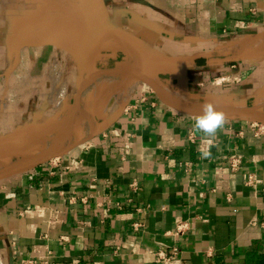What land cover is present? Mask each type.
I'll return each mask as SVG.
<instances>
[{"label": "crops", "instance_id": "0c3cea01", "mask_svg": "<svg viewBox=\"0 0 264 264\" xmlns=\"http://www.w3.org/2000/svg\"><path fill=\"white\" fill-rule=\"evenodd\" d=\"M117 67L192 107L264 114V0H0V170L58 131L82 140L0 178V264H159L162 243L178 264H264L263 118L225 113L207 138L126 72L89 80L75 111L80 81Z\"/></svg>", "mask_w": 264, "mask_h": 264}, {"label": "water", "instance_id": "95a60500", "mask_svg": "<svg viewBox=\"0 0 264 264\" xmlns=\"http://www.w3.org/2000/svg\"><path fill=\"white\" fill-rule=\"evenodd\" d=\"M65 47L79 60H82L78 52H76L71 46L65 45ZM110 72H126L129 74H135L136 76H140L141 78L145 79L155 90L156 92L161 96V98L171 106L177 108L178 110L182 112H186L189 114H201V108L200 107H192L187 105L186 103L179 101V100H170L167 97L164 96V94L161 92V90L142 72L136 70V69H131V68H126V67H117V68H107V69H98L91 71L89 74H87L79 83L76 97H75V111L78 108H81L80 106V97L82 94V90L86 83L91 80L92 78L105 74V73H110ZM218 110L224 112V113H232V112H243V113H249L252 115H255L257 117H261L264 119V114L259 112L257 108L253 107H216ZM82 109V108H81ZM94 133V128L91 130V135ZM82 140H77L72 143L64 144L63 139L60 141L61 144L59 143L57 146H54L50 151L43 153V154H38L34 157L28 158L26 160H22L19 162H16L9 167H5L4 169L0 170V178L7 176L9 174H12L17 171H21L30 167H33L39 163L48 161L64 151L72 148L73 146L79 144Z\"/></svg>", "mask_w": 264, "mask_h": 264}, {"label": "built area", "instance_id": "2783aa9c", "mask_svg": "<svg viewBox=\"0 0 264 264\" xmlns=\"http://www.w3.org/2000/svg\"><path fill=\"white\" fill-rule=\"evenodd\" d=\"M10 100V99H9ZM251 128L257 135L264 133V120H254L251 123ZM228 162L232 170H238L242 165L240 155L232 154L228 158ZM253 180V176H249L248 182ZM188 228L187 222H180L172 231V234H182ZM181 249L178 245H168L162 243L156 252V260L159 264H178L180 262Z\"/></svg>", "mask_w": 264, "mask_h": 264}, {"label": "clouds", "instance_id": "9594fccd", "mask_svg": "<svg viewBox=\"0 0 264 264\" xmlns=\"http://www.w3.org/2000/svg\"><path fill=\"white\" fill-rule=\"evenodd\" d=\"M224 112L218 110L211 101L201 105V114L197 115L193 124L194 131L202 133L207 138H214L226 124ZM211 151H203L202 158L210 159Z\"/></svg>", "mask_w": 264, "mask_h": 264}, {"label": "bare ground", "instance_id": "6f19581e", "mask_svg": "<svg viewBox=\"0 0 264 264\" xmlns=\"http://www.w3.org/2000/svg\"><path fill=\"white\" fill-rule=\"evenodd\" d=\"M64 88V87H63ZM65 91V90H64ZM162 91V93L164 94V96L165 97H167L168 99H170V100H176V99H174V97L169 93V92H167V91H163V90H161ZM61 132V131H60ZM61 134V133H60ZM59 134V135H60ZM54 138V137H53ZM49 139V138H48ZM55 143H54V145L55 146H57L58 144H59V142H60V140H59V138H57V137H55ZM65 141V140H64ZM66 141H67V139H66ZM51 145V144H50ZM54 145L53 146H50L49 147V145H48V147H46V148H44L43 150H42V152L40 153V154H43V153H46V152H48V151H50L53 147H54ZM41 151V150H40Z\"/></svg>", "mask_w": 264, "mask_h": 264}, {"label": "rangeland", "instance_id": "374dc122", "mask_svg": "<svg viewBox=\"0 0 264 264\" xmlns=\"http://www.w3.org/2000/svg\"><path fill=\"white\" fill-rule=\"evenodd\" d=\"M12 16V15H11ZM11 16H10V18H11ZM17 18V17H16ZM23 19H25V20H27V17H25V18H23ZM17 20H18V18H17ZM21 23L23 24L24 22H22L21 21ZM25 27V29H26V26H24ZM21 35H26L25 33H21ZM126 78H128L127 76H126ZM125 79V78H124ZM60 131H58V133L57 134H54L53 136H51L50 138H49V140H48V142L46 143V144H44L45 146H43V149L44 148H46V147H48V145L49 146H53L54 145V143H55V137H57V138H59V140L61 139L62 140V138L60 137ZM54 137V138H53ZM60 140V141H61ZM60 144H61V142H59ZM51 144V145H50ZM55 146V145H54ZM42 151V150H41Z\"/></svg>", "mask_w": 264, "mask_h": 264}]
</instances>
